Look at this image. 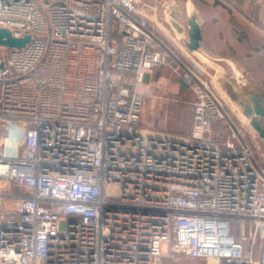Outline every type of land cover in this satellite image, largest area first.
<instances>
[{
    "label": "built area",
    "instance_id": "2783aa9c",
    "mask_svg": "<svg viewBox=\"0 0 264 264\" xmlns=\"http://www.w3.org/2000/svg\"><path fill=\"white\" fill-rule=\"evenodd\" d=\"M0 28L30 36L0 48V264H264V170L136 0H0ZM158 68L194 95L182 139L142 128Z\"/></svg>",
    "mask_w": 264,
    "mask_h": 264
},
{
    "label": "rangeland",
    "instance_id": "374dc122",
    "mask_svg": "<svg viewBox=\"0 0 264 264\" xmlns=\"http://www.w3.org/2000/svg\"><path fill=\"white\" fill-rule=\"evenodd\" d=\"M187 0H136V5L141 14L148 18L154 27H159L166 31L172 39L171 43L180 47V40L177 34L175 35L171 30L163 5L165 3L176 2L181 8V13L173 12L171 18H176L184 26L187 24ZM258 2V0H256ZM198 9L197 12H202L203 16L207 17V24L204 27L203 33L205 37L214 34L216 37L212 40L216 47L220 45L218 38H225L227 40L224 60L227 62H216V65L222 67L218 69L215 65L209 67L205 64L201 57L188 52L186 58L181 56L180 50L168 44L172 52L178 58L184 60L191 69L196 71L202 78L208 79L212 85L214 93L222 104V108L226 112L230 122L234 126L246 134V141L251 147L253 155L264 170V141L259 138L258 134L251 128L250 119L246 117L242 107L233 101L226 91L221 87L220 81H228L239 92L247 94L249 90H256L264 96V27L257 25L253 21V15L249 10L236 7L234 12L229 8L225 15L229 18V23L226 22L222 26H229V31L211 30L212 26L219 25L212 22H220L212 18L210 20V7L206 0H193ZM199 14V13H198ZM201 19V15L199 14ZM168 21V22H167ZM242 21V22H238ZM260 26V27H259ZM172 34V35H171ZM207 38L204 42H208ZM220 41V40H219ZM207 58V57H205ZM219 58V57H217ZM209 59V58H207ZM213 62L211 59H209ZM199 71V72H198ZM216 71V73H215ZM152 76V75H151ZM153 77L155 83L151 88V93L148 96L147 102L142 108L141 124L149 125L155 128H162L163 130L178 133L185 137L191 134L193 102L194 95L191 90L184 89L179 86L177 79L179 76L175 75L168 68H158L154 70ZM227 120H221L217 123L214 129L213 138L219 143L223 144L231 133V124ZM6 136V126L0 125V152L4 145ZM122 208V207H121ZM122 214L130 212L138 213V211H131L128 208L116 210ZM242 226L240 223H232V233L236 238L240 237ZM261 243V242H260ZM258 243V245H260ZM159 264H216L213 259L194 258L185 255H178L175 258H163Z\"/></svg>",
    "mask_w": 264,
    "mask_h": 264
},
{
    "label": "crops",
    "instance_id": "0c3cea01",
    "mask_svg": "<svg viewBox=\"0 0 264 264\" xmlns=\"http://www.w3.org/2000/svg\"><path fill=\"white\" fill-rule=\"evenodd\" d=\"M188 1V0H187ZM186 1V3H187ZM193 1V0H191ZM207 2V5L210 7L209 9H211V12L209 13L210 15V20H213L212 18H216L215 20H219L220 22H212V25L213 23H215L216 25L218 24L219 26L217 27H214L212 26L211 30H218V31H221V32H224V31H229V26H222V24L228 22L229 23V18L227 15H225L227 11V8H229V10H231V12H234L236 10V7H239V8H243V9H247L249 10V12H251V14L253 15L252 19L255 23H257V25H261V27H264V0H258V2L256 0H206ZM176 3V2H175ZM177 5V3H176ZM196 11H198V9L196 8L195 4H193ZM177 7H179L180 9V13L179 14H182L181 13V8L180 6L177 5ZM187 13L188 15L190 14H193L194 13V10H193V7L191 5H189L188 9H187ZM200 15H201V30H202V41H201V46H200V54L204 57H207L209 59H211L213 62H211L209 59H207V61H209L210 63H206L205 61V64L208 65L209 67H211L212 65H215V67H218V69H221L222 67H220L219 65H216L215 63L216 62H227L228 63L230 62L229 60L227 59H223V58H220V57H225L224 54H225V49H226V45L225 43H227V40L225 38H218V42H220V45L218 47H216V43L213 42L212 43V40H214V38L216 37L214 34H211L208 38L205 37L204 33H203V30H204V27L206 26L207 24V17L203 14L202 12H198ZM172 20L176 23H178L182 28H183V32H184V35H185V39L187 41H189V38H188V18H187V24L186 26H184L182 23H180L176 18H172ZM230 21H231V18H230ZM168 22V21H167ZM239 23L242 22V21H238ZM171 30L173 31V33L176 35V32H175V29L172 25L171 22H168ZM260 27V26H259ZM150 28L153 29L154 31L158 32L159 35L162 36V39L165 41V43L168 45H172V47H175L177 48L178 50H180V53H181V56H184L186 57L187 53L190 52L192 53L187 47L186 45L183 43V41L180 40V47L175 45L176 43H171L172 39L169 37L168 33L166 31H164L163 29H160L158 26L157 27H154L152 25V23L150 22ZM172 35V34H171ZM207 38V41L208 42H204V39ZM220 40V41H219ZM173 42V41H172ZM193 54V53H192ZM219 57V58H217ZM230 64V63H229ZM212 68V67H211ZM154 73V72H153ZM216 73V71H215ZM177 83L179 84L180 87L184 88V89H188V87L183 84L179 79L176 80ZM150 82H151V85L153 87V84L155 83V79L153 77V74L152 76L150 77ZM216 95V93H215ZM149 97H146L145 101H144V105L145 103L147 102V99ZM143 105V107H144ZM247 117V116H246ZM248 118V117H247ZM249 119V118H248ZM192 121H193V115H192ZM142 128L147 130L148 132H156V133H161V134H166L168 136H172L174 138H179V139H182L184 138L185 136L184 135H181V134H176V133H172V132H169V131H166V130H163L162 128H155V127H151L149 125H144L142 124ZM191 130H192V125H191Z\"/></svg>",
    "mask_w": 264,
    "mask_h": 264
},
{
    "label": "water",
    "instance_id": "95a60500",
    "mask_svg": "<svg viewBox=\"0 0 264 264\" xmlns=\"http://www.w3.org/2000/svg\"><path fill=\"white\" fill-rule=\"evenodd\" d=\"M189 5L193 7L194 13L188 16V38L185 39L183 28L171 18L173 12L180 13L179 7L175 2L165 3L163 9L169 17L179 40L183 41L186 47L197 57H201L206 63H210L200 54L202 41L201 20L191 0L187 1L186 10ZM30 42V36L24 38H15L8 29L0 28V48L20 49ZM211 64V63H210ZM220 81L221 87L226 91L230 98L237 102L243 109L244 114L250 119L251 127L258 134L259 138L264 141V96L256 90H249L247 94L237 91L230 82ZM183 83V82H182Z\"/></svg>",
    "mask_w": 264,
    "mask_h": 264
},
{
    "label": "bare ground",
    "instance_id": "6f19581e",
    "mask_svg": "<svg viewBox=\"0 0 264 264\" xmlns=\"http://www.w3.org/2000/svg\"><path fill=\"white\" fill-rule=\"evenodd\" d=\"M193 14H190L189 16H192Z\"/></svg>",
    "mask_w": 264,
    "mask_h": 264
}]
</instances>
